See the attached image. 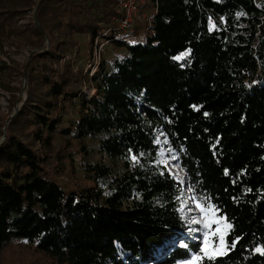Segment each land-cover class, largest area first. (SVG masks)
<instances>
[{
	"label": "trees",
	"instance_id": "1",
	"mask_svg": "<svg viewBox=\"0 0 264 264\" xmlns=\"http://www.w3.org/2000/svg\"><path fill=\"white\" fill-rule=\"evenodd\" d=\"M148 1L151 20L128 40L115 0H0L1 33L33 10L32 45L50 44L27 64V98L0 143V264L187 260L201 242L178 213L183 181L228 224L226 254L198 264H264V0ZM85 35L124 54L92 75L53 69ZM57 133L86 155L98 137L113 165L81 161L89 186L63 187L75 150H55ZM158 134L181 181L157 163Z\"/></svg>",
	"mask_w": 264,
	"mask_h": 264
},
{
	"label": "rangeland",
	"instance_id": "2",
	"mask_svg": "<svg viewBox=\"0 0 264 264\" xmlns=\"http://www.w3.org/2000/svg\"><path fill=\"white\" fill-rule=\"evenodd\" d=\"M7 8H0L1 11ZM152 4L146 0L142 7V11L146 15L152 13ZM14 20L11 27L16 31V34H8L0 32V140L4 137L6 126L13 117V113L18 111L24 104L28 90V75L27 64L41 51L46 52L50 48L48 40H45L41 47L33 46L35 41L34 36H30L29 29L36 24L34 11L25 10L13 13ZM32 39V40H30ZM77 44L66 54H61L60 61L51 62L53 69H63L64 65L70 66L73 73L78 75H92L96 70L98 62L102 59L105 61V67L108 70L113 68L112 61L114 58H120L124 51L113 47L110 43L95 39L91 43L89 37L77 36ZM95 90L87 84L82 87V94L91 97L95 94ZM18 109V110H17ZM71 112V109H66L64 114ZM75 113L77 107L75 108ZM98 137H88L85 139V144L89 150V154L80 152V147L76 142L72 147L67 148L64 145L63 138L57 133L54 137L55 150L57 149H74V160L72 166H68V170L58 176L57 181L65 188L88 185L89 182L84 178L81 170V161L101 162L106 165H113L112 161L105 155H102L98 150ZM155 143L158 149L157 163L162 165L169 171L175 180L181 181L184 178V173L177 163V153L169 147V142L159 134L155 137ZM39 149V145H36ZM69 162V161H68ZM116 172L120 171L118 166H113ZM183 190V198L178 207L179 216L186 222L188 226L187 236L193 240L201 242V253L192 254V256L176 264H198V261L203 256H217L214 249L225 252L227 249L225 243V234L228 230L227 221L223 216H219L211 203L205 199H197L191 193L186 182H181ZM199 205V206H198ZM195 221H199L196 223ZM181 243V242H179ZM183 245V244H181Z\"/></svg>",
	"mask_w": 264,
	"mask_h": 264
},
{
	"label": "built area",
	"instance_id": "3",
	"mask_svg": "<svg viewBox=\"0 0 264 264\" xmlns=\"http://www.w3.org/2000/svg\"><path fill=\"white\" fill-rule=\"evenodd\" d=\"M117 15L113 17L115 29L128 40L136 39L135 26L140 21L149 23L151 17L142 11L146 0H115ZM99 63V62H98Z\"/></svg>",
	"mask_w": 264,
	"mask_h": 264
},
{
	"label": "snow or ice",
	"instance_id": "4",
	"mask_svg": "<svg viewBox=\"0 0 264 264\" xmlns=\"http://www.w3.org/2000/svg\"><path fill=\"white\" fill-rule=\"evenodd\" d=\"M215 25H213V27H214ZM189 55V52L188 51H186V52H184V53H182L180 56H178V57H176V59L177 60H181V59H183L184 57H186V56H188ZM136 159V157L135 156H133V160H135ZM199 206V205H198ZM196 223H199V221H195ZM236 246V242H232V244H231V247H235ZM230 250V249H229ZM257 251H261L262 252V254H264V250H262V249H257ZM214 252L216 253V254H220V255H224V254H226V252H221V251H219V250H217V249H214ZM209 258H213V256H209Z\"/></svg>",
	"mask_w": 264,
	"mask_h": 264
},
{
	"label": "water",
	"instance_id": "5",
	"mask_svg": "<svg viewBox=\"0 0 264 264\" xmlns=\"http://www.w3.org/2000/svg\"><path fill=\"white\" fill-rule=\"evenodd\" d=\"M18 110V109H17ZM17 111H15L14 113H13V115L12 116H14V114L16 113ZM3 139H4V137L0 140V143L3 141Z\"/></svg>",
	"mask_w": 264,
	"mask_h": 264
}]
</instances>
